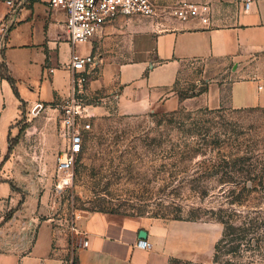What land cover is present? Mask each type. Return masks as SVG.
<instances>
[{"label": "rangeland", "instance_id": "rangeland-1", "mask_svg": "<svg viewBox=\"0 0 264 264\" xmlns=\"http://www.w3.org/2000/svg\"><path fill=\"white\" fill-rule=\"evenodd\" d=\"M158 22L120 17L112 22L119 32L110 34L145 38L142 34ZM21 28L19 34L26 32L23 38L31 41V28ZM40 30L41 18L34 33ZM59 34L64 38L62 30ZM107 35L96 38L94 54H100L99 42ZM88 44L74 49L86 54L82 48L88 51ZM114 48L106 46L104 53ZM60 52L61 58L68 55L65 47ZM32 58L39 60L36 52ZM258 71L264 73V58L184 62L173 93L188 105L173 112L157 108L124 114L115 98H87L104 109L96 111L83 150L65 174L57 169V156L67 146L58 133L60 102L40 112L24 108L10 134L11 151L0 162V182L15 187L18 204L12 209L22 201L7 221L16 225L6 236L28 232L32 218L37 219L33 232L48 223L70 243L64 264H76V220L94 212L113 213L161 228L162 245L177 254L169 264H264V108L230 105L232 84ZM211 88L220 93L221 103L202 107L197 99ZM10 210L0 213V221ZM222 218L237 227L250 222L257 236L224 240Z\"/></svg>", "mask_w": 264, "mask_h": 264}, {"label": "crops", "instance_id": "crops-1", "mask_svg": "<svg viewBox=\"0 0 264 264\" xmlns=\"http://www.w3.org/2000/svg\"><path fill=\"white\" fill-rule=\"evenodd\" d=\"M159 1L161 4L178 1L209 4L212 8L210 23L204 25L198 19L157 18L159 22L147 34H142L145 38L136 36L134 40L110 34L119 30L109 24L99 35L102 38L103 34H108L104 42H99L100 54H94V41H98V36L89 42L88 51L82 48L86 54L81 55L97 56L96 67L85 87V97L99 101L115 98L118 109L124 114H140L157 108L173 112L188 105L187 100L182 101L173 93L184 62L263 60L264 0H254L249 12H245L243 0ZM32 3L17 14L0 55V63L6 64L16 80L19 94L17 96L10 83L0 77V162L8 154L10 134L24 108H32L37 103H59L72 92L74 74L66 66L76 50L70 46L66 16L61 11L49 9L46 4ZM5 12H0V21ZM40 18L43 31L35 34ZM21 27L31 28V41L23 38L26 32L19 34ZM124 43L126 50L122 48ZM110 45L116 48L104 53V47ZM63 47L68 55L61 58ZM34 52L39 58L36 62L32 58ZM51 69L54 73H50ZM197 101L202 107L217 108L221 103L220 93L211 88ZM230 105L234 109L264 108V73L258 71L248 80L232 84ZM103 109L96 105L94 111ZM17 204L10 185L0 182V213L8 209L16 211L17 208H12ZM36 221L32 218L25 230L28 232L22 231L14 237L6 235L16 224L4 222V218L0 221V264H64L70 244L68 238L54 232L48 223L38 224L33 232ZM75 227L80 239L73 252L76 264H169L177 257L162 245L161 228L146 226L126 215L89 213L79 217ZM141 230L148 234L146 241L152 246L150 250L137 247ZM84 241L88 242L87 247L83 246Z\"/></svg>", "mask_w": 264, "mask_h": 264}, {"label": "built area", "instance_id": "built-area-1", "mask_svg": "<svg viewBox=\"0 0 264 264\" xmlns=\"http://www.w3.org/2000/svg\"><path fill=\"white\" fill-rule=\"evenodd\" d=\"M31 1H42L49 9L58 10L66 16V29L70 44L75 48L79 44L91 42L102 34L109 24L120 17H147L165 20L173 18L180 21L198 19L204 25L210 23L212 8L209 4H196L188 1L161 4L159 0H0L1 9L5 10L0 21V55L6 46L7 35L14 26L19 11ZM245 12L250 11L254 0H243ZM97 64V56L81 55L73 51L70 63L66 66L73 72L71 95L62 99L60 104L59 137L67 144L66 149L57 156L59 173L71 171L75 160L83 150L85 136L91 130V122L95 117L96 105L88 102L85 87ZM50 73H54L51 69ZM86 98V99H85ZM44 109V104L37 103L34 112ZM64 183L66 181H63ZM74 232L79 234L76 227ZM84 247L88 242L84 241ZM137 247L150 250L151 244L139 240Z\"/></svg>", "mask_w": 264, "mask_h": 264}, {"label": "trees", "instance_id": "trees-1", "mask_svg": "<svg viewBox=\"0 0 264 264\" xmlns=\"http://www.w3.org/2000/svg\"><path fill=\"white\" fill-rule=\"evenodd\" d=\"M0 77L4 80H7L10 83V85L12 86V88L14 89L15 93L18 95L17 82L10 75L9 69L5 63H0ZM10 151H11V148L9 149V152ZM11 189H12V191H15V187L13 185H11ZM21 205H22V201L19 203L18 208ZM14 212H15V210L10 211V214L4 218V222L9 221ZM220 221L224 225V233H223V239L224 240L230 239L231 236H232V238H235L234 239L235 241H241L244 239L246 240L248 235H251L252 236L251 239L253 240V239H255V235L257 236V234H255L256 232L254 231V229H251L250 227H248V225L250 226V224H251L250 222H247L246 224L243 223L241 226L237 227L236 225H234V223L231 220H229V218L227 220L222 218ZM251 227H252V225H251ZM251 231H253V232H251ZM248 241L249 240H247V242ZM257 246H258V243H256V247Z\"/></svg>", "mask_w": 264, "mask_h": 264}, {"label": "water", "instance_id": "water-1", "mask_svg": "<svg viewBox=\"0 0 264 264\" xmlns=\"http://www.w3.org/2000/svg\"><path fill=\"white\" fill-rule=\"evenodd\" d=\"M147 236H148V234H147V232L145 230H141L139 232V238H140V240H146L147 239Z\"/></svg>", "mask_w": 264, "mask_h": 264}]
</instances>
